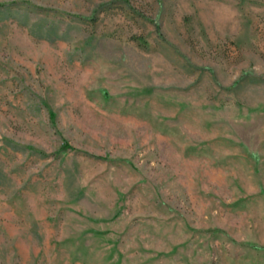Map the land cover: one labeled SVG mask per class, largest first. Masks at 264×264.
<instances>
[{"label":"rangeland","instance_id":"374dc122","mask_svg":"<svg viewBox=\"0 0 264 264\" xmlns=\"http://www.w3.org/2000/svg\"><path fill=\"white\" fill-rule=\"evenodd\" d=\"M0 264H264V0H0Z\"/></svg>","mask_w":264,"mask_h":264}]
</instances>
